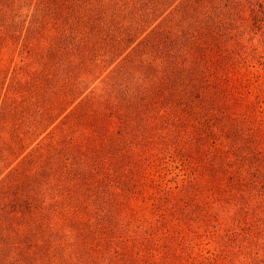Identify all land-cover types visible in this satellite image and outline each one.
Returning a JSON list of instances; mask_svg holds the SVG:
<instances>
[{"label":"rangeland","instance_id":"1","mask_svg":"<svg viewBox=\"0 0 264 264\" xmlns=\"http://www.w3.org/2000/svg\"><path fill=\"white\" fill-rule=\"evenodd\" d=\"M0 264H264V0H0Z\"/></svg>","mask_w":264,"mask_h":264},{"label":"trees","instance_id":"2","mask_svg":"<svg viewBox=\"0 0 264 264\" xmlns=\"http://www.w3.org/2000/svg\"><path fill=\"white\" fill-rule=\"evenodd\" d=\"M43 83V82H42ZM43 84H45V83H43ZM42 85V84H41ZM45 123H47V120H46V122Z\"/></svg>","mask_w":264,"mask_h":264}]
</instances>
